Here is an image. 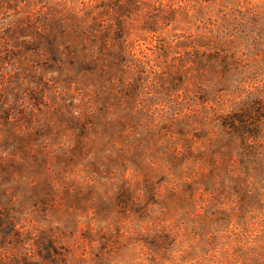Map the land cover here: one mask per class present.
<instances>
[{"label":"rangeland","instance_id":"374dc122","mask_svg":"<svg viewBox=\"0 0 264 264\" xmlns=\"http://www.w3.org/2000/svg\"><path fill=\"white\" fill-rule=\"evenodd\" d=\"M0 264H264V0H0Z\"/></svg>","mask_w":264,"mask_h":264}]
</instances>
